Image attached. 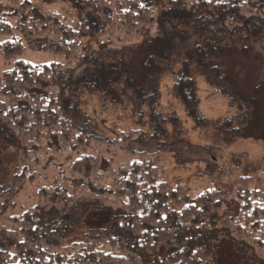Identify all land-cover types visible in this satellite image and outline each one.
<instances>
[{"label":"trees","instance_id":"trees-1","mask_svg":"<svg viewBox=\"0 0 264 264\" xmlns=\"http://www.w3.org/2000/svg\"><path fill=\"white\" fill-rule=\"evenodd\" d=\"M13 1L11 12L0 2V35H13L0 44L8 66L0 73V147L14 145L16 155L10 185L0 184V264H209L220 237L264 263V191L252 178L191 198L159 177L155 154L131 148L141 131L110 137L95 117L76 111V122L62 105L85 72L95 90L112 75L118 80L113 69L93 75L100 55L159 45L155 58H171L173 32L182 38L187 28L198 39L176 60L175 95L193 117L195 76H202L234 103L233 84L217 62L228 52L247 54L249 44L264 56V0H61L73 15L43 10L39 0ZM25 50L51 59L31 64L19 58ZM43 169L57 177L39 188L38 203L7 216ZM84 210L108 220L74 237Z\"/></svg>","mask_w":264,"mask_h":264},{"label":"rangeland","instance_id":"rangeland-1","mask_svg":"<svg viewBox=\"0 0 264 264\" xmlns=\"http://www.w3.org/2000/svg\"><path fill=\"white\" fill-rule=\"evenodd\" d=\"M30 1L32 4L38 2ZM39 1L43 10L71 13L64 1ZM0 2L4 12H11V7L17 8L13 0ZM6 20L13 25L14 19L8 17ZM176 32H173L176 49L171 52V58L166 56L165 59L163 53L155 58L159 45L150 50L141 45L100 55L97 61L101 71L93 75L100 77L113 69L119 75L118 80L111 82L112 75L105 80L107 82L97 83L95 90L91 86L92 76L88 79L90 73L85 72L82 83L73 85L62 102L66 116L76 122V111L95 117L110 137L118 131H141L140 136L130 141L131 148L138 153L155 154L153 163L159 177L179 185L191 198L210 188L227 192L242 176L252 178L253 187L264 191V56L259 46L245 45L247 54L228 52L217 62L233 84L234 103L202 76H195L198 103L191 117L183 101L175 95L173 86L179 66L176 60L185 52L183 48L194 46L198 33L187 28L184 29L185 37L181 38L179 31ZM12 37V34L0 35V44ZM48 55L47 52L25 50L19 58L40 64L50 61ZM7 68L0 55V73ZM117 158L130 160L128 155ZM15 161L14 145L0 147V184L4 187L11 183ZM36 173L33 184L22 188L15 208L7 216L20 217L34 207L39 201V188L57 177L48 169ZM107 220L104 213L84 210L79 226L70 234L75 237L88 228L100 227ZM2 222L5 227L14 228L8 221ZM212 253L209 264H264L226 237L214 242Z\"/></svg>","mask_w":264,"mask_h":264},{"label":"snow or ice","instance_id":"snow-or-ice-1","mask_svg":"<svg viewBox=\"0 0 264 264\" xmlns=\"http://www.w3.org/2000/svg\"><path fill=\"white\" fill-rule=\"evenodd\" d=\"M209 3H211V0H208Z\"/></svg>","mask_w":264,"mask_h":264}]
</instances>
